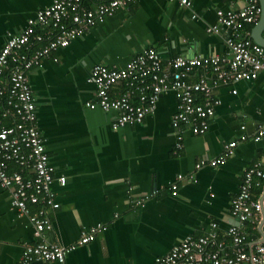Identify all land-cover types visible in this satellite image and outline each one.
Wrapping results in <instances>:
<instances>
[{"label": "crops", "instance_id": "obj_1", "mask_svg": "<svg viewBox=\"0 0 264 264\" xmlns=\"http://www.w3.org/2000/svg\"><path fill=\"white\" fill-rule=\"evenodd\" d=\"M52 1L0 0V49L9 33L22 31L27 19ZM190 2L185 6L171 0H133L59 49L54 55L58 61L50 56L43 66L27 72L36 125L54 167L52 186L59 206L47 208L52 227L35 237L28 216L11 205L9 191L0 187V264H21L23 245L40 239L69 245L83 227L98 222L105 229L69 251L66 264H153L187 236L211 231L229 245L226 229L236 224L231 200L246 168L260 163L264 170V138L239 142L219 165H195L222 154L224 145L242 133L252 136L264 123V73L217 87L220 103L208 129L195 134L184 128L177 153L172 91L162 94L154 112L140 123L118 129L112 127L114 112L87 106L97 100L93 83L87 81L95 64L121 67L149 47L164 58L227 54V31L207 28L216 23L217 9L237 10L247 0ZM122 91L118 84L110 94ZM5 122L10 124L9 119ZM60 176L66 178L64 185L58 182ZM260 189L254 188V198ZM261 230L253 229L248 239H263L264 227Z\"/></svg>", "mask_w": 264, "mask_h": 264}, {"label": "built area", "instance_id": "obj_2", "mask_svg": "<svg viewBox=\"0 0 264 264\" xmlns=\"http://www.w3.org/2000/svg\"><path fill=\"white\" fill-rule=\"evenodd\" d=\"M171 1L185 6L191 4L190 0ZM132 2L53 0L29 17L22 31L9 33L0 49V187L9 191L11 205L28 216L35 237H41L44 229H51L47 208H57L59 204L52 186L54 167L36 125V107L27 72L43 66L50 56L58 61L54 55L59 49L67 47L72 40L82 37L91 27ZM261 10L258 0H247L246 5L237 10L217 9L216 23L207 31L218 32L220 28L227 31L228 52L225 55L164 58L157 49L149 47L121 67L95 64L87 81L93 83L97 100L87 102V106L114 112L112 127L118 129L140 123L154 112L161 95L172 91L176 97V110L171 120L175 131L173 152L177 153L183 146L184 128L195 134L208 129L215 107L220 103L215 94L217 87L256 79L264 73V46L255 42L246 28L257 22ZM118 84L123 86V91L111 95L110 90ZM7 119L10 124H6ZM249 137L254 141L263 139L264 123L256 127L252 136L242 133L224 145L222 154L209 160L201 159L195 167L223 163L233 154L236 145ZM178 178H182V174ZM65 180V176L58 177L61 185ZM263 182L264 170L260 163L244 170L238 191L231 200L230 214L236 224L226 229L230 239L228 246L217 240L214 231L198 237L187 236L168 253L156 257L153 264H264V238L248 239L253 229L262 232L261 227H264ZM259 185L263 189L254 198V188ZM172 186L176 188V184ZM31 206L35 208L31 210ZM211 225L217 228L216 223ZM104 229L101 222L83 227L78 239L69 245L44 239L24 244L20 262L66 264L69 251L94 240Z\"/></svg>", "mask_w": 264, "mask_h": 264}, {"label": "water", "instance_id": "obj_3", "mask_svg": "<svg viewBox=\"0 0 264 264\" xmlns=\"http://www.w3.org/2000/svg\"><path fill=\"white\" fill-rule=\"evenodd\" d=\"M260 5H261V13L259 16V19L257 22L254 24L252 31H251V38L264 46V36H263V30H264V0H260Z\"/></svg>", "mask_w": 264, "mask_h": 264}, {"label": "trees", "instance_id": "obj_4", "mask_svg": "<svg viewBox=\"0 0 264 264\" xmlns=\"http://www.w3.org/2000/svg\"><path fill=\"white\" fill-rule=\"evenodd\" d=\"M251 27H252L251 24H248V25L246 26L247 29H251Z\"/></svg>", "mask_w": 264, "mask_h": 264}]
</instances>
